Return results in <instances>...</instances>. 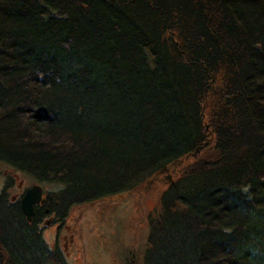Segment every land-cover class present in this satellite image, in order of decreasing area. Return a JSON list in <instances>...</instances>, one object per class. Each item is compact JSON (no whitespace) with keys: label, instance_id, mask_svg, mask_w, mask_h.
<instances>
[{"label":"trees","instance_id":"1","mask_svg":"<svg viewBox=\"0 0 264 264\" xmlns=\"http://www.w3.org/2000/svg\"><path fill=\"white\" fill-rule=\"evenodd\" d=\"M207 97L145 264H264V0H0V162L59 186L29 221L7 178L0 264H69L46 217L171 172Z\"/></svg>","mask_w":264,"mask_h":264},{"label":"rangeland","instance_id":"2","mask_svg":"<svg viewBox=\"0 0 264 264\" xmlns=\"http://www.w3.org/2000/svg\"><path fill=\"white\" fill-rule=\"evenodd\" d=\"M209 101V97L204 101L208 139L203 146L172 165L171 172L148 178L132 190L73 207L63 225L59 226L61 223L54 221L53 215L46 217L44 235L51 248H60L69 264H145L150 226L159 219L162 194L181 175L205 166L210 160V147L206 145L213 141V103ZM9 177L15 181L11 190L15 199H21L28 188L38 184L0 162V191ZM40 185L46 201L48 193L59 187L56 183Z\"/></svg>","mask_w":264,"mask_h":264},{"label":"water","instance_id":"3","mask_svg":"<svg viewBox=\"0 0 264 264\" xmlns=\"http://www.w3.org/2000/svg\"><path fill=\"white\" fill-rule=\"evenodd\" d=\"M42 195L43 187L40 184H34L32 187L28 188L21 197V208L29 221L33 220L35 206L39 203L45 204L46 199L43 198Z\"/></svg>","mask_w":264,"mask_h":264}]
</instances>
